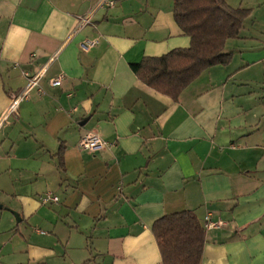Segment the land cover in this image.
<instances>
[{"label": "crops", "instance_id": "crops-1", "mask_svg": "<svg viewBox=\"0 0 264 264\" xmlns=\"http://www.w3.org/2000/svg\"><path fill=\"white\" fill-rule=\"evenodd\" d=\"M113 1L0 0V264H162L153 223L185 210L200 264H264V0H226L250 10L231 60L177 100L130 68L189 47L174 1Z\"/></svg>", "mask_w": 264, "mask_h": 264}, {"label": "trees", "instance_id": "trees-1", "mask_svg": "<svg viewBox=\"0 0 264 264\" xmlns=\"http://www.w3.org/2000/svg\"><path fill=\"white\" fill-rule=\"evenodd\" d=\"M173 1L174 20L190 37L189 47L143 57L130 68L143 84L177 100L204 70L230 62L225 42L239 35L250 10L233 8L226 0ZM62 152L61 144L57 153L60 162ZM152 231L162 264H200L205 229L192 211L165 215L153 223Z\"/></svg>", "mask_w": 264, "mask_h": 264}, {"label": "built area", "instance_id": "built-area-1", "mask_svg": "<svg viewBox=\"0 0 264 264\" xmlns=\"http://www.w3.org/2000/svg\"><path fill=\"white\" fill-rule=\"evenodd\" d=\"M98 5L99 6L106 5L108 7H113L114 1L113 0H99ZM83 21H84V19H83ZM96 44H97L96 40L86 39L80 43V46L83 50H89L92 47H94ZM45 67H46V65L43 67V70L45 69ZM41 72L42 71H39V72L35 73L33 76H29L27 84L24 87V89L16 97H14V99L11 101V103L7 109V113L13 112L17 109L18 102L26 94V92L32 86H34L36 84L37 79L39 78ZM62 79H63V74L58 75L57 77L50 79V85L53 87L60 86ZM79 145L82 149L93 152V151H97V150L102 149L105 145V142L96 133H88L87 135H85L81 139ZM57 200H58V198L55 195H52L51 193H45L41 197V202L43 204H47L49 202H56ZM214 225H215V223H213V222L207 223L208 227H212Z\"/></svg>", "mask_w": 264, "mask_h": 264}, {"label": "water", "instance_id": "water-1", "mask_svg": "<svg viewBox=\"0 0 264 264\" xmlns=\"http://www.w3.org/2000/svg\"><path fill=\"white\" fill-rule=\"evenodd\" d=\"M14 215L17 217V214L16 213H14Z\"/></svg>", "mask_w": 264, "mask_h": 264}]
</instances>
